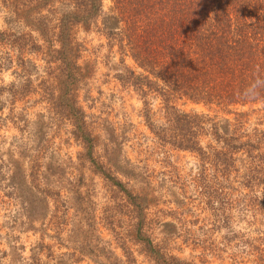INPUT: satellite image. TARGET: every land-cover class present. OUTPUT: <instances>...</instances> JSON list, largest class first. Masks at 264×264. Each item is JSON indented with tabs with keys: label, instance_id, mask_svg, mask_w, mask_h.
Segmentation results:
<instances>
[{
	"label": "rangeland",
	"instance_id": "374dc122",
	"mask_svg": "<svg viewBox=\"0 0 264 264\" xmlns=\"http://www.w3.org/2000/svg\"><path fill=\"white\" fill-rule=\"evenodd\" d=\"M110 5L101 0L103 11ZM87 8L85 0H0L2 173H11L9 160L27 173L38 155L44 177L35 184L47 192L42 223L27 229L19 196L1 183L0 264H25L38 242L51 254L46 264H264V106L213 112L238 123L254 142L248 149L222 154L211 134L199 139L202 156L162 142L152 132L166 124L160 99L116 78L139 69L109 42L100 17L82 19ZM114 180L146 197L143 215Z\"/></svg>",
	"mask_w": 264,
	"mask_h": 264
},
{
	"label": "trees",
	"instance_id": "16d2710c",
	"mask_svg": "<svg viewBox=\"0 0 264 264\" xmlns=\"http://www.w3.org/2000/svg\"><path fill=\"white\" fill-rule=\"evenodd\" d=\"M85 1L88 8L82 19L100 17L109 42L139 69L137 73L128 68V74H116V78L140 94L150 90L160 99L166 111L165 125L152 130L149 116L143 114L159 140L197 151L200 156L204 149L199 139L207 134L221 143L218 151L222 154L254 144L244 138L237 122L213 112L234 114L235 109L250 102L264 106V0H111L106 11L101 8V0ZM67 16H63L59 31L63 51L68 50L69 43ZM62 60L66 76H75L69 58L63 55ZM176 103L201 106L208 112L185 111ZM70 111L81 128L80 114L73 105ZM81 137L90 141L91 147V138L85 133ZM43 147L41 144L37 148ZM35 156L27 173L9 160L11 173L4 175L3 168L7 167L0 163V185L7 180V189L19 196L27 229H32L33 223H42L47 203L46 186L43 182L35 184L44 177ZM114 181L143 215L146 197L132 195L120 181ZM147 243L154 251L152 243ZM45 249L47 245L38 242L27 258L20 257L25 264H46L52 257L44 253Z\"/></svg>",
	"mask_w": 264,
	"mask_h": 264
}]
</instances>
